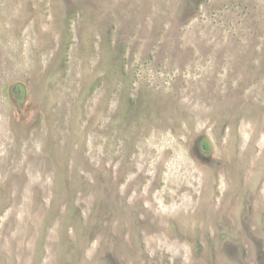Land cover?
<instances>
[{
    "label": "rangeland",
    "instance_id": "1",
    "mask_svg": "<svg viewBox=\"0 0 264 264\" xmlns=\"http://www.w3.org/2000/svg\"><path fill=\"white\" fill-rule=\"evenodd\" d=\"M0 264H264V0H0Z\"/></svg>",
    "mask_w": 264,
    "mask_h": 264
}]
</instances>
